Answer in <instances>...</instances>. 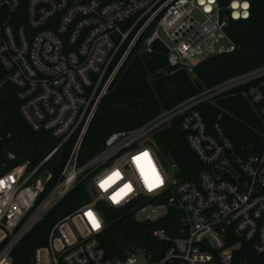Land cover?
Listing matches in <instances>:
<instances>
[{"label": "built area", "instance_id": "2783aa9c", "mask_svg": "<svg viewBox=\"0 0 264 264\" xmlns=\"http://www.w3.org/2000/svg\"><path fill=\"white\" fill-rule=\"evenodd\" d=\"M249 9V0L225 6L219 0H0V87L14 89L32 131L56 141L36 164L21 159L10 165L17 154L3 148L0 264H14L19 243L81 182L88 197L51 224L33 264H135L139 257L148 264H264V143L236 148L220 124L222 114L208 124L200 110L241 96L260 106L264 126V64L199 90L141 125L112 131L100 150L84 160L80 155L100 101L133 52L161 42L168 67L194 79L206 58L234 51L226 28L230 20L248 18ZM174 124L198 161L192 177L158 143ZM55 155L57 165L60 158L63 163L49 186ZM125 185L130 190L114 202ZM103 206L152 224L156 243L107 256L99 239L107 226Z\"/></svg>", "mask_w": 264, "mask_h": 264}, {"label": "trees", "instance_id": "16d2710c", "mask_svg": "<svg viewBox=\"0 0 264 264\" xmlns=\"http://www.w3.org/2000/svg\"><path fill=\"white\" fill-rule=\"evenodd\" d=\"M229 0H219L225 6ZM249 17L230 20L226 33L235 44L234 51L215 54L195 67L191 79L184 69L168 67L166 49L161 42L152 44L150 51L132 53L119 75L102 98L92 124L84 137L80 155L82 160L100 150L110 132L127 130L143 124L162 109L169 108L204 88L264 64V0H249ZM3 73L0 69V80ZM254 107L241 96H228L216 103H205L200 110L208 124L214 123L221 113L220 124L236 148L247 149L264 143V126ZM161 150L181 167L185 177H192L198 161L189 150L185 137L175 124L158 136ZM56 144L48 134L32 131L19 114L14 89L0 87V163L7 161L3 148L17 154L14 164L21 159L38 163ZM65 152H63V155ZM52 167V185L58 178L63 158ZM88 197L85 182L77 186L44 219L34 226L13 251L14 264H33L34 249L45 246L51 224L75 209ZM105 209L106 228L99 236L107 256L122 257L131 246L149 249L156 242L150 236V223H138L131 213ZM164 225L165 222H159Z\"/></svg>", "mask_w": 264, "mask_h": 264}, {"label": "snow or ice", "instance_id": "6c2138e0", "mask_svg": "<svg viewBox=\"0 0 264 264\" xmlns=\"http://www.w3.org/2000/svg\"><path fill=\"white\" fill-rule=\"evenodd\" d=\"M237 6L238 5L233 4V7H237ZM243 8L247 9L248 8V4L247 3L243 4ZM236 15H239V13H236ZM244 15L246 16L247 15V12H245ZM144 155L146 156L147 154L145 153ZM136 159L139 160V157H137ZM113 175H114V177L116 179H119L120 178L119 173H114ZM109 179L112 180L111 177ZM101 187H105V185L102 184ZM125 190H130V186L129 185H125L124 188H122L119 193H117L116 195H114L112 197L113 200H114V202H118L119 198L125 193ZM88 215H91V213H89ZM93 223H94V226L99 227V224H97L95 221H93Z\"/></svg>", "mask_w": 264, "mask_h": 264}, {"label": "rangeland", "instance_id": "374dc122", "mask_svg": "<svg viewBox=\"0 0 264 264\" xmlns=\"http://www.w3.org/2000/svg\"><path fill=\"white\" fill-rule=\"evenodd\" d=\"M194 16L197 17L199 20H202V17L198 14V12H195L194 13ZM160 34L162 35L163 39L169 44L171 45L172 43L168 40V38L162 33L160 32ZM223 45H226V41H223L222 42ZM163 163L167 166L169 161L168 160H165L163 158ZM149 261L145 258H142V257H139L138 261L135 263V264H148Z\"/></svg>", "mask_w": 264, "mask_h": 264}]
</instances>
